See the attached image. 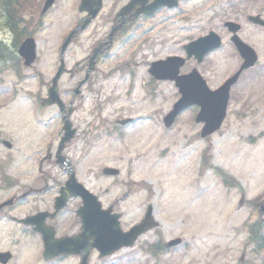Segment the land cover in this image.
Returning a JSON list of instances; mask_svg holds the SVG:
<instances>
[{"label": "rangeland", "instance_id": "374dc122", "mask_svg": "<svg viewBox=\"0 0 264 264\" xmlns=\"http://www.w3.org/2000/svg\"><path fill=\"white\" fill-rule=\"evenodd\" d=\"M18 1V6L12 4L11 8L15 12L21 6L24 8L22 16L30 19L26 32L34 31L39 59L32 68L26 69L21 64L19 68L15 67L18 69H8L0 76V163L6 162V173L13 177L29 171L36 161L42 159L49 139L52 151L57 145L61 122L49 116H58V111L44 109L39 122L29 116L36 96L46 94V89L38 83L36 72L43 75L44 82L51 80L59 65L63 37L60 34L65 28L71 29L76 23L73 20L77 21L82 16L78 11L80 0H57L45 15H41L43 0ZM2 3L0 0V10ZM241 8L246 12L264 10V0L245 1ZM231 12L194 11L193 20L199 22L184 23L183 43L205 33L211 27L210 23L215 24ZM104 18L105 13L98 21ZM194 26L197 28L189 30ZM5 27V20L0 17V28ZM256 37L264 38V31L258 32ZM88 39L87 32L82 33L76 46L66 51L68 67H73L83 57L81 49ZM259 48L262 53L258 63L245 71L238 84L234 85L222 128L208 139L201 136L202 124L195 122L196 106L184 111L175 127L167 129L160 126L159 114H166L179 95L170 82L159 87L154 82V91L161 92L162 96L157 99L153 96L150 100V95H147L149 76L143 64L133 65L135 70L132 75L130 71L133 67L122 73L108 72L109 69L94 73L86 84L83 96L76 101L80 106L76 114L85 116L96 113L97 104L105 103V118L108 115L112 126L115 117L153 115L152 129L146 126L148 122L139 121L124 130L125 144L116 137H102V146L94 147L87 155H79L76 150L78 140L67 150L75 161L81 162L82 168L89 166L88 169L94 168L93 172L98 166L119 164L123 171L121 178L135 183L131 196L118 207L124 213V228L138 222L146 205L152 203L154 214L160 221V236L165 240L183 237V244L171 249L162 256V260L150 255L146 263L137 264H264V247H256L249 240V224L260 219L258 204L264 201V39ZM125 59L118 56L112 58L110 67L118 66ZM241 63L239 57L214 52L204 59L199 69L209 85L217 87ZM193 64L191 61L190 65ZM60 82L62 96L68 101L70 87H74L75 81L66 74ZM104 125L111 128L106 121ZM137 127L144 128V131ZM3 138L12 141V149L3 144ZM208 148L210 157L207 163L204 153ZM226 175L235 177L241 185L231 187L226 184ZM91 176L95 178L93 174ZM101 185H111L110 180L102 178ZM93 186L96 188L95 184ZM130 189V185L115 183L114 192L111 190V194H105L102 201L107 205L116 197L115 194H123ZM14 230L13 225L6 224V217L0 218V231L14 233ZM150 231L141 237L135 247L159 236L156 228ZM21 237L19 247L24 249L31 242L26 236ZM135 249H130L128 257H132ZM121 252L114 257V263L108 264H135L134 260L118 262L123 257H119Z\"/></svg>", "mask_w": 264, "mask_h": 264}, {"label": "flooded vegetation", "instance_id": "af4514ba", "mask_svg": "<svg viewBox=\"0 0 264 264\" xmlns=\"http://www.w3.org/2000/svg\"><path fill=\"white\" fill-rule=\"evenodd\" d=\"M133 0H109L110 8L105 13V18L99 24L93 26L92 23L87 27L88 40L82 46L83 56L80 64L74 67L72 78L80 73L87 72L90 66V57L95 55V71L104 70L112 58L117 56L145 57L151 61L152 57L179 56L186 53L184 48V23H189L192 19L186 17V11L199 10H237L245 0H160L162 4L152 14L138 13L142 6L137 2L130 13H123L122 8L130 4ZM157 0H145V6H149ZM159 2V3H160ZM122 11V12H121ZM228 20H234L241 24L239 35L250 44H259L264 38H257L256 34L264 27L248 20V13L243 11L227 18H219L218 24L212 26L224 35H230L231 31L226 26ZM193 24L199 21L192 20ZM80 21L79 23H81ZM197 26L190 27L189 30L196 29ZM74 43V42H73ZM225 43V41H224ZM230 50L225 51L226 56H239L235 44L229 40ZM150 61L148 63H150ZM111 69V68H110ZM151 86L153 81L162 82L150 75ZM49 81L42 82L47 90ZM71 98L66 106L69 109L70 102L80 100L83 96L81 92L74 97V87H70ZM151 95V91L149 92ZM42 100V96L40 101ZM70 119L76 129V135L67 145H72L76 140H80L78 146L81 151L93 149L98 142L100 134L104 133V118L100 114H76L79 104H74ZM61 119L62 116H61ZM116 122V120H115ZM127 126V125H125ZM124 126V127H125ZM121 128L116 125L115 129ZM83 136H88L83 137ZM1 165V164H0ZM71 171L67 164L40 162L37 167L31 168L27 172L15 174L14 177H0V205L10 199L8 205L0 207V218L6 217V224L15 227L14 233L0 231V252H11L9 261L0 258V264H108L114 263L113 256H102L97 248L92 246V238L87 239L81 244H74L80 247L79 252L67 254L57 252L60 243L57 239L66 237H77L84 231V220L79 215V208L83 203L80 196L70 194L60 209H56V203L63 190L75 192L77 188L65 189ZM81 174L76 171V177L82 181ZM89 179H84L83 184L89 186ZM93 183V182H91ZM94 184V183H93ZM97 195L105 194L102 188H91ZM116 201V200H115ZM109 201V202H115ZM110 204V203H109ZM44 212V214H40ZM29 218L24 223L21 218ZM40 226L41 228H37ZM88 228V226L86 227ZM18 230V231H17ZM43 230L48 232L50 251L46 254L47 243ZM20 231V232H19ZM54 234V243L51 239ZM26 236L31 242L26 248L19 247L22 237ZM148 250L162 260L169 249L165 247L164 241L158 237L156 241L147 243ZM86 258V261H85Z\"/></svg>", "mask_w": 264, "mask_h": 264}, {"label": "water", "instance_id": "95a60500", "mask_svg": "<svg viewBox=\"0 0 264 264\" xmlns=\"http://www.w3.org/2000/svg\"><path fill=\"white\" fill-rule=\"evenodd\" d=\"M53 2L54 0H47L44 10L49 8V6L53 4ZM100 6L101 0H83L81 9L88 10L92 14V16H95L99 11ZM254 18L260 20V16H256ZM260 21L264 23V21ZM230 25H232V27L234 28L238 27L234 26L236 25L234 23H230ZM72 34L67 39L65 46H67L68 42L71 40ZM233 39L238 44V47L245 58V62L235 75L229 78L221 87L216 90H211L207 86L206 81L197 70H194L188 76L177 77V70L184 63V59L182 58H168V60H165L164 62L160 61L155 63L156 65H166L171 63L177 68L176 72H171L167 69H164V73H157L158 75L163 77L176 78L177 83L180 86V92L182 94L180 100L175 104L174 109L168 114V117L166 118V123L168 125L174 121L176 115L182 109L191 104H199L200 111L197 115L196 120L198 122H204V126L202 128V136L206 137L220 128L226 116V110L232 84H234L238 80V77L243 69L254 65L257 60L256 53L251 47L243 43L237 36H234ZM220 44V36H218L214 32H211L206 36L200 37L197 40L190 42L187 45V49L190 56L192 54H196L197 58L201 61L206 52L214 47L219 46ZM20 53L25 58L26 65H30L35 60L36 45L33 38H28L24 41V43L20 47ZM61 73L62 69L58 71L54 79V86L50 89L51 99H47L49 102H53L54 100L60 101L57 92V81ZM68 139L69 134L67 133L66 136L63 137L62 142L64 143ZM6 144L8 146H11L9 142H6ZM104 171L113 172L112 169H105ZM81 188L83 190L79 192L84 196L86 202L85 208L91 211L89 214L85 215V218L89 219V228L91 227V225H96L91 224V220H98L95 230L97 227H99L97 232H99V234L103 235L105 238L99 240V243L97 245L105 253L112 252L122 245L133 244L139 234L146 231L152 225L156 224L155 222H153L154 219L152 216V207H150L147 216L142 220V222L134 226L127 233H124L119 227V215L110 214V209L103 211L100 204L96 200L97 198L82 186ZM260 213L264 218V202L260 204ZM180 241V239H176L169 245L179 243Z\"/></svg>", "mask_w": 264, "mask_h": 264}, {"label": "trees", "instance_id": "16d2710c", "mask_svg": "<svg viewBox=\"0 0 264 264\" xmlns=\"http://www.w3.org/2000/svg\"><path fill=\"white\" fill-rule=\"evenodd\" d=\"M14 58H15V55H14L13 51L8 49L6 47V45L0 40V61L2 63V66L0 68H3L4 66L8 65L9 63H11ZM228 178L233 180L234 184H238V182L233 177L228 175ZM253 201H255V200H253ZM261 226H262L261 223L258 221L256 223L251 224L250 225V229H249V231H250V239L254 240L257 244L260 241L264 240V233H263V231H261ZM258 233L261 234V237H260L259 240L257 238V237H259V236H257ZM258 245H260V244H258Z\"/></svg>", "mask_w": 264, "mask_h": 264}]
</instances>
